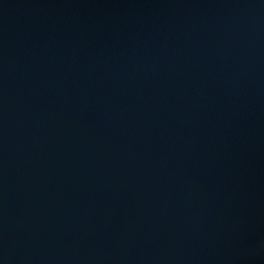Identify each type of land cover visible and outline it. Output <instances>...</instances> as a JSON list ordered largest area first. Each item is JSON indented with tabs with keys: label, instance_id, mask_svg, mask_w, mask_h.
I'll return each instance as SVG.
<instances>
[{
	"label": "water",
	"instance_id": "water-1",
	"mask_svg": "<svg viewBox=\"0 0 264 264\" xmlns=\"http://www.w3.org/2000/svg\"><path fill=\"white\" fill-rule=\"evenodd\" d=\"M0 264H264V0H0Z\"/></svg>",
	"mask_w": 264,
	"mask_h": 264
}]
</instances>
